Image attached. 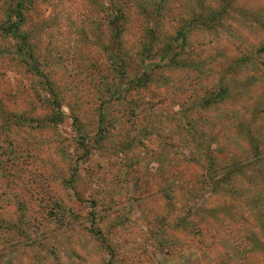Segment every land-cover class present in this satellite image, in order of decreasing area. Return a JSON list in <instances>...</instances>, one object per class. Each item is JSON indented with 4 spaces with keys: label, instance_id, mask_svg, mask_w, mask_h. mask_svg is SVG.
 <instances>
[{
    "label": "rangeland",
    "instance_id": "1",
    "mask_svg": "<svg viewBox=\"0 0 264 264\" xmlns=\"http://www.w3.org/2000/svg\"><path fill=\"white\" fill-rule=\"evenodd\" d=\"M20 2L0 264H264V0H0V25Z\"/></svg>",
    "mask_w": 264,
    "mask_h": 264
},
{
    "label": "trees",
    "instance_id": "2",
    "mask_svg": "<svg viewBox=\"0 0 264 264\" xmlns=\"http://www.w3.org/2000/svg\"><path fill=\"white\" fill-rule=\"evenodd\" d=\"M22 9H23V3L20 2V3H16L12 10H11V13L12 16H15L18 18V22L14 23V24H9L8 26H4V25H0V30H4L3 34L5 36L7 35H11V36H14L15 38H21L22 35L19 31V24L23 21V18H22ZM6 31V32H5ZM23 41V44H26V40H25V37L24 39L22 40ZM30 59L33 60V57L31 58L30 56ZM39 69V68H38ZM36 69V72L35 74L40 78L42 79V82H41V91H43L44 94H46L47 96H49L52 100H48V106H49V113H50V117H45L44 121H48V122H53V123H60V121H63V113L61 112V109H60V105H59V102L57 100V96L56 94L54 93V89H53V86L50 82L49 79L47 78H44L42 75H41V71ZM102 116L105 115L104 112L101 113ZM21 121V120H20ZM19 121V122H20ZM264 159L260 160L261 163H263ZM211 174L214 173L213 172V168L211 167ZM231 171V172H230ZM235 171H240L239 170V166L236 165V164H231L229 165L228 164V168L226 169L225 168V175H229L227 178H223L222 182L221 183H224L226 184V186L230 185V177H231V174H233ZM211 179H212V176H211ZM259 222L261 223L262 225V229L263 232H264V217H259ZM257 242L259 243V241L257 240Z\"/></svg>",
    "mask_w": 264,
    "mask_h": 264
}]
</instances>
